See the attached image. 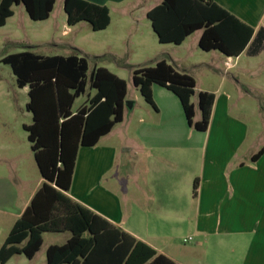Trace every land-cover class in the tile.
Returning a JSON list of instances; mask_svg holds the SVG:
<instances>
[{
  "label": "crops",
  "instance_id": "0c3cea01",
  "mask_svg": "<svg viewBox=\"0 0 264 264\" xmlns=\"http://www.w3.org/2000/svg\"><path fill=\"white\" fill-rule=\"evenodd\" d=\"M91 1L109 8L111 21L106 30L113 22L109 3L117 6L128 0ZM214 1L252 25L255 34L264 27V0ZM161 2L146 0L132 11L121 9V23H141L139 11L148 20L144 25L152 27L148 12ZM70 30L68 25L64 33ZM252 41L239 56L221 52L228 69L239 66L246 51L250 57L260 55L264 46L253 54L262 45L260 39L254 45ZM202 90L215 93L205 131L189 125L181 101L164 86L153 85L151 107L136 112V100L131 107L126 101L123 120L96 145L80 147L67 194L180 264H264V154L252 159L263 146L264 135L243 154L251 127L233 112V96L220 88ZM44 182L42 177L14 211V223ZM2 195L4 200L10 196L6 191ZM195 237L191 258H182L178 244ZM51 244L55 243L48 244L46 251Z\"/></svg>",
  "mask_w": 264,
  "mask_h": 264
},
{
  "label": "trees",
  "instance_id": "16d2710c",
  "mask_svg": "<svg viewBox=\"0 0 264 264\" xmlns=\"http://www.w3.org/2000/svg\"><path fill=\"white\" fill-rule=\"evenodd\" d=\"M56 2L1 0L0 26L14 15V5L23 4L34 20H46ZM64 9L69 26L88 21L93 30H103L111 21L106 5L89 0H64ZM148 16L161 43L182 44L192 33L202 30L199 46L206 51L219 50L226 56H239L257 38L262 45L253 54L264 46V27L255 34L252 25L214 0H162ZM96 58L116 60L112 54ZM3 61L11 66L17 85L28 87L27 110L32 113L33 121L24 127L45 182L10 229L0 247V262L4 264L16 254L32 259L42 247L44 233L70 231L66 242L47 248V264H180L67 194L80 147L96 145L123 120L127 81L103 66H95L89 76V61L78 52L44 55L22 50L6 55ZM118 63L127 66L125 62ZM132 78L150 104H154L153 85L174 92L189 125L207 130L215 93L199 91L201 119L196 121L192 102L196 80L192 75L160 59L155 65L134 68ZM88 87L94 92H89L87 102L74 111L76 99ZM263 154L264 143L252 159L255 161ZM198 185L196 178L195 192Z\"/></svg>",
  "mask_w": 264,
  "mask_h": 264
},
{
  "label": "rangeland",
  "instance_id": "374dc122",
  "mask_svg": "<svg viewBox=\"0 0 264 264\" xmlns=\"http://www.w3.org/2000/svg\"><path fill=\"white\" fill-rule=\"evenodd\" d=\"M145 1L128 0L126 4L117 6L109 3L113 8V22L106 30H93L88 21H81L70 26V32L64 33L68 21L63 0L56 2L51 17L46 20H34L23 4L14 5V15L0 26V247L14 223V211L21 208L28 194L42 179L24 127L33 121L32 113L27 110L28 87H19L11 66L4 63V57L10 53L32 50L44 55H69L77 49L89 61V76L95 66H103L127 81L126 101L136 100V112L151 106L133 83V69L155 65L157 60L165 59L178 71L195 78L196 93L192 102L196 107V120L201 119L199 90L220 88V92H230L233 112L251 127L242 153L247 155L251 145L257 144L255 141L264 135V50L257 57L244 52L240 65L228 69L224 64L225 56L219 50L206 51L199 46L202 30L192 33L182 44L161 43L152 27L144 25L148 20L142 12L137 11L141 23H121V9L132 11ZM104 42H107L106 47H103ZM105 54H112L116 60L96 58ZM118 61L125 62L127 66L119 65ZM240 66L246 68L239 70ZM259 66L263 69L258 70ZM89 92L94 90L88 87L87 92L76 99L73 109L88 97ZM176 98L180 101L178 96ZM157 101L161 102L158 98ZM242 104L244 108H241ZM181 108L187 121L182 103ZM5 191L10 195L6 200L2 195ZM70 235V231L46 232L44 245L33 260L25 254H16L4 264H46L47 245L63 243ZM196 242V237L192 242L181 241L178 244L180 256L191 258L190 247Z\"/></svg>",
  "mask_w": 264,
  "mask_h": 264
},
{
  "label": "water",
  "instance_id": "95a60500",
  "mask_svg": "<svg viewBox=\"0 0 264 264\" xmlns=\"http://www.w3.org/2000/svg\"><path fill=\"white\" fill-rule=\"evenodd\" d=\"M127 105H129L131 107L132 102L131 101H127Z\"/></svg>",
  "mask_w": 264,
  "mask_h": 264
},
{
  "label": "built area",
  "instance_id": "2783aa9c",
  "mask_svg": "<svg viewBox=\"0 0 264 264\" xmlns=\"http://www.w3.org/2000/svg\"><path fill=\"white\" fill-rule=\"evenodd\" d=\"M188 239H185V241H187Z\"/></svg>",
  "mask_w": 264,
  "mask_h": 264
}]
</instances>
